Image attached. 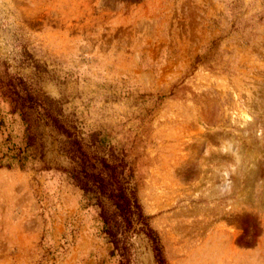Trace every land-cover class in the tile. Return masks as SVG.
I'll return each instance as SVG.
<instances>
[{
    "label": "rangeland",
    "instance_id": "rangeland-1",
    "mask_svg": "<svg viewBox=\"0 0 264 264\" xmlns=\"http://www.w3.org/2000/svg\"><path fill=\"white\" fill-rule=\"evenodd\" d=\"M0 122V264H264V0H0Z\"/></svg>",
    "mask_w": 264,
    "mask_h": 264
},
{
    "label": "trees",
    "instance_id": "trees-1",
    "mask_svg": "<svg viewBox=\"0 0 264 264\" xmlns=\"http://www.w3.org/2000/svg\"><path fill=\"white\" fill-rule=\"evenodd\" d=\"M21 116V120L24 122V124L27 126L28 123L26 122V120L24 119V113L20 114ZM1 125V122H0ZM22 143L24 144L23 147H18L17 150L15 148L12 147L7 148V154H5L4 156H7L9 159H13V160H17L18 163H23L24 161L27 160L28 157L33 158L35 154H37L38 152V148L35 146V142H34V138L27 132L25 133L24 137H23V141ZM13 152L12 155L9 156L8 153ZM2 156V157H4ZM1 157V158H2ZM0 158V167H7L10 168V165L8 164V166L4 163H2ZM23 164H20V166L22 167ZM83 186H85V184H82ZM131 194V193H130ZM116 198L118 199V202L116 203V209H118L119 211V217H121V223H128L132 220V217L134 216V214L136 213H132V209L133 210H137L138 209V201L137 199L134 197V195L132 194V196H128L123 194L122 192L119 193ZM139 215L137 214V218L139 219ZM110 220V221H109ZM103 218V224H104V233L107 234V236L110 238V242L113 244L114 249L117 250L118 249V244L120 242V240L117 238L119 232H118V227L117 225H115V223H112V220L109 218ZM152 241L155 243V250H156V258H157V262L159 264H165V261L163 260L162 256H161V250L160 247L158 246V242L156 239H152Z\"/></svg>",
    "mask_w": 264,
    "mask_h": 264
}]
</instances>
